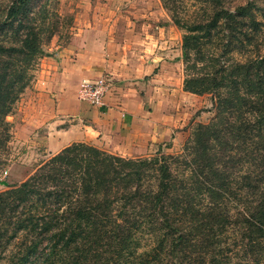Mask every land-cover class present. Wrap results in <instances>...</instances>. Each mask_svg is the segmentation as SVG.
<instances>
[{
    "label": "trees",
    "instance_id": "trees-1",
    "mask_svg": "<svg viewBox=\"0 0 264 264\" xmlns=\"http://www.w3.org/2000/svg\"><path fill=\"white\" fill-rule=\"evenodd\" d=\"M193 1L200 7L185 18L177 0H161L184 31L183 90L210 94L212 118L178 154L131 158L73 142L8 184L0 264H229L230 241L264 264L260 22L250 1ZM39 3L5 0L0 17V161L12 136L5 117L34 77L41 34L58 30L36 22Z\"/></svg>",
    "mask_w": 264,
    "mask_h": 264
},
{
    "label": "crops",
    "instance_id": "crops-1",
    "mask_svg": "<svg viewBox=\"0 0 264 264\" xmlns=\"http://www.w3.org/2000/svg\"><path fill=\"white\" fill-rule=\"evenodd\" d=\"M164 22L130 32L133 40L115 42L117 53L110 48L113 40H104L93 22L79 27L71 44L38 72V99L30 106L35 113L26 129L47 124L49 155L81 141L124 157L148 156L185 124L182 112L196 94L183 90L178 27ZM100 76L114 81L103 105L81 101L80 81Z\"/></svg>",
    "mask_w": 264,
    "mask_h": 264
},
{
    "label": "rangeland",
    "instance_id": "rangeland-1",
    "mask_svg": "<svg viewBox=\"0 0 264 264\" xmlns=\"http://www.w3.org/2000/svg\"><path fill=\"white\" fill-rule=\"evenodd\" d=\"M177 1L180 3L179 14L185 18L193 17L194 10L200 7V3L193 0ZM223 1L224 5L230 8L247 1L254 4L256 18L260 22L258 39L264 44V40H262V36H264V0ZM4 4L5 0H0V17L3 14ZM36 8H39L35 11L36 22L40 24L43 21L45 26L57 24L58 30L51 37L47 31L41 34L44 53L36 61L33 70L34 77L18 97L11 113L5 117L6 121L11 124L12 136L0 161V180H6L8 184H19L39 164L51 156L46 145L47 132L50 131L47 124L34 131L26 129L27 120L31 119L30 117L35 113L30 106L38 99L35 88L36 76L41 69L48 65L49 61L57 58L61 49L71 44L72 36L79 27L86 28L93 22L97 30L102 32L101 37L104 40H113L114 43L110 48L117 53L118 45L115 42L125 45L126 40H133L135 31L138 28L141 29L143 24L163 25L166 19L173 23L170 12L164 8L161 0H40ZM132 31L133 34L130 33ZM183 33L182 29L177 28L175 37L177 43L179 40L181 42ZM231 54L236 58L245 56L244 53L235 51ZM181 64V75L184 78L182 58ZM117 82H122V79ZM187 101L188 107L182 112L183 119L181 121H185V124L174 130L172 138L166 141L164 146L158 148L164 154L180 153L195 125L199 122L207 123L214 115L210 94L194 95V98ZM155 148L148 156L156 154ZM5 188L6 186L0 183V191ZM221 246L225 247L223 242ZM228 247L231 248V251H227L230 256L229 264H253L251 260L243 259L237 255V248L231 241Z\"/></svg>",
    "mask_w": 264,
    "mask_h": 264
},
{
    "label": "built area",
    "instance_id": "built-area-1",
    "mask_svg": "<svg viewBox=\"0 0 264 264\" xmlns=\"http://www.w3.org/2000/svg\"><path fill=\"white\" fill-rule=\"evenodd\" d=\"M113 86L112 79L108 76H100L94 80L82 79L79 83L78 98L92 106H101Z\"/></svg>",
    "mask_w": 264,
    "mask_h": 264
},
{
    "label": "water",
    "instance_id": "water-1",
    "mask_svg": "<svg viewBox=\"0 0 264 264\" xmlns=\"http://www.w3.org/2000/svg\"><path fill=\"white\" fill-rule=\"evenodd\" d=\"M0 183L7 186L8 185V182L6 180H0Z\"/></svg>",
    "mask_w": 264,
    "mask_h": 264
}]
</instances>
